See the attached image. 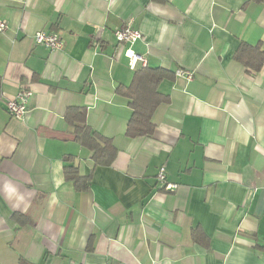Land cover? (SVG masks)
<instances>
[{
  "label": "crops",
  "instance_id": "obj_1",
  "mask_svg": "<svg viewBox=\"0 0 264 264\" xmlns=\"http://www.w3.org/2000/svg\"><path fill=\"white\" fill-rule=\"evenodd\" d=\"M0 20V264H264V65L234 56L264 42L263 0H0ZM127 23L142 38L119 44ZM131 52L171 73L149 136L125 134ZM21 88L15 119L5 103ZM71 106L111 139L110 165L72 138ZM66 155L88 188L65 179Z\"/></svg>",
  "mask_w": 264,
  "mask_h": 264
},
{
  "label": "trees",
  "instance_id": "obj_2",
  "mask_svg": "<svg viewBox=\"0 0 264 264\" xmlns=\"http://www.w3.org/2000/svg\"><path fill=\"white\" fill-rule=\"evenodd\" d=\"M234 56L249 71H258L264 65V42H258L255 45L242 42ZM165 76H171V73L145 65L134 70L128 85L117 86L116 92L129 100L131 108L125 130L128 137L149 136L153 133L155 127L152 121L153 113L159 104L168 101V96L157 90L158 82ZM64 117L73 129L72 138L91 151L93 167L110 165L115 158L116 147L110 138L91 129L86 123L85 107H68ZM63 161L65 162L63 166L65 179L71 181L77 190L88 188L90 175L79 174L78 168L73 163V156L66 155ZM21 262L27 264L25 261Z\"/></svg>",
  "mask_w": 264,
  "mask_h": 264
},
{
  "label": "built area",
  "instance_id": "obj_3",
  "mask_svg": "<svg viewBox=\"0 0 264 264\" xmlns=\"http://www.w3.org/2000/svg\"><path fill=\"white\" fill-rule=\"evenodd\" d=\"M7 28V24L0 20V31H4ZM114 37L119 44H133L137 40L142 38V33L135 28H132L129 23L124 26L117 27L114 30ZM35 43L43 45L50 50L61 49L63 47V40L56 33H47L44 31H36L34 34ZM128 56V63L131 68H134L137 62H140L142 66L146 65V59L134 52H131ZM176 75L185 77L187 80L192 79V73L181 69L176 70ZM31 90L28 88H21L13 98L6 101L7 113L15 119H22L27 112V104L29 97L31 96ZM157 182L161 184L162 188L166 191H174L177 188V184L168 182L166 180L165 168L159 167L156 174Z\"/></svg>",
  "mask_w": 264,
  "mask_h": 264
}]
</instances>
